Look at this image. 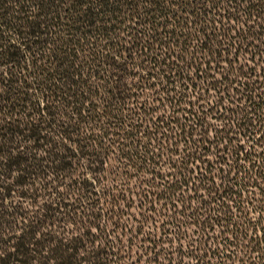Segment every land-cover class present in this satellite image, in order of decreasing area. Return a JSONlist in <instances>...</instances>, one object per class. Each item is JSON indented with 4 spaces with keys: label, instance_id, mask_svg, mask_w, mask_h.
<instances>
[{
    "label": "trees",
    "instance_id": "trees-1",
    "mask_svg": "<svg viewBox=\"0 0 264 264\" xmlns=\"http://www.w3.org/2000/svg\"><path fill=\"white\" fill-rule=\"evenodd\" d=\"M120 258L264 264V0H0V264Z\"/></svg>",
    "mask_w": 264,
    "mask_h": 264
},
{
    "label": "rangeland",
    "instance_id": "rangeland-1",
    "mask_svg": "<svg viewBox=\"0 0 264 264\" xmlns=\"http://www.w3.org/2000/svg\"><path fill=\"white\" fill-rule=\"evenodd\" d=\"M246 58H248V57H246ZM147 104H158V103H151V102H149V103H147ZM202 104V103H201ZM214 104H216V103H214ZM222 104H245V103H227V102H225V103H222ZM212 124L213 125H216V126H221V123H218L217 121H213L212 122ZM213 136V135H212ZM183 147L181 146V149H182ZM177 160H178V157H177ZM166 163V162H165ZM110 165H112V166H114V168H116V167H119V164H116V163H110ZM171 168H170V166H168L167 164L163 167V171L164 172H167V173H172V171L170 170ZM80 174V173H79ZM89 177H90V175H89ZM91 178H93V175L91 176ZM95 178V177H94ZM109 185V184H108ZM195 204H196V202H195ZM140 212H141V210L138 208V206L133 210V211H131V214H133V217H136L137 218V220L138 221H140V217H139V214H140ZM125 223L126 224H128V225H132V224H134L133 222H132V220L131 219H129V218H127V219H125ZM151 227V226H150ZM113 230V229H112ZM192 230V229H191ZM93 233H95V234H98L99 232L96 230V229H94L93 230ZM127 237V236H126ZM126 237H123V238H121V240H123L125 243H124V248H127V246H130V245H128L127 243H126V240H128V238H126ZM128 237H129V235H128ZM130 238V237H129ZM123 248V249H124ZM137 252L138 251H136V253H134L133 254V258L135 259V260H137ZM132 259V258H131ZM116 263H119V264H124L125 263V261H123V259H115L114 260ZM142 264H147L144 260H143V263ZM184 264H194V262H193V260H191V259H186V261L184 262Z\"/></svg>",
    "mask_w": 264,
    "mask_h": 264
}]
</instances>
